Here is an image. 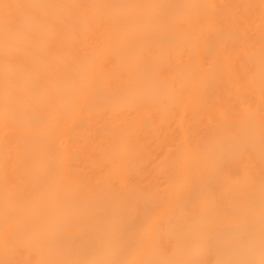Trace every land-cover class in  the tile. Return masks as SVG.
<instances>
[{
	"label": "bare ground",
	"instance_id": "bare-ground-1",
	"mask_svg": "<svg viewBox=\"0 0 264 264\" xmlns=\"http://www.w3.org/2000/svg\"><path fill=\"white\" fill-rule=\"evenodd\" d=\"M0 264H264V0H0Z\"/></svg>",
	"mask_w": 264,
	"mask_h": 264
}]
</instances>
